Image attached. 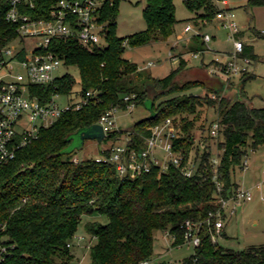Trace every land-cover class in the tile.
Returning a JSON list of instances; mask_svg holds the SVG:
<instances>
[{"label":"trees","instance_id":"1","mask_svg":"<svg viewBox=\"0 0 264 264\" xmlns=\"http://www.w3.org/2000/svg\"><path fill=\"white\" fill-rule=\"evenodd\" d=\"M58 0H35L24 11L35 18H47ZM119 0H109L100 10L105 22V44L88 49L75 38H56L50 49L64 66H75L79 87L70 73L56 77L51 83L33 85L31 92L42 101L54 94L76 96L96 91L89 104L63 112L50 126L40 129L37 137L17 149L15 157L0 165V244L13 245L0 264H75L70 246L83 215H101L105 222L89 220L84 230L94 242L89 248V264H142L153 254L156 231L167 230L174 238L172 246L185 243L182 224L186 219L204 220L215 212L217 193L212 180L209 127L219 124L216 149L218 173L223 185L221 194L228 197L239 183L235 170H242L247 150L264 145V107H254L243 90L253 75L244 73L237 83L217 76L179 81L186 67L183 58L166 76L154 78L123 56L125 45L135 47L154 41H167L179 22L173 0H145L142 14L145 28L127 37H118L115 18ZM193 12L190 20L211 21L218 11L216 0H184ZM264 5V0H246V6ZM9 4L0 0V48L18 36L17 24L5 18ZM189 50L206 49L199 34L191 37ZM242 55L257 59L250 46L244 45ZM201 86L204 96L186 92ZM232 90V91H231ZM214 93L216 98H210ZM134 95L128 101L124 96ZM130 102L144 104L151 115L130 127L112 132L103 139L114 141L129 132V147L141 150L150 127L166 118L179 115L184 135L173 140V151L186 160L194 158V173L187 177L177 167L165 171L152 165L147 173L134 179H121L114 165L95 158L74 161L69 144L74 134L88 129L111 106L126 109ZM212 107L215 118L199 127L198 152L193 128L199 108ZM191 116V117H189ZM195 149L194 153L192 150ZM110 147L100 155H110ZM213 220V219H212ZM211 220V221H212ZM212 226L203 225L200 243L180 264H264V244L249 245L239 250L221 246L211 239ZM154 264H170L161 261Z\"/></svg>","mask_w":264,"mask_h":264},{"label":"built area","instance_id":"2","mask_svg":"<svg viewBox=\"0 0 264 264\" xmlns=\"http://www.w3.org/2000/svg\"><path fill=\"white\" fill-rule=\"evenodd\" d=\"M5 1L9 4L5 18L8 22L17 24L18 36L0 48V165L13 159L17 149L37 137L41 128L53 124L63 112L77 110L89 104L93 97L99 100L97 92L92 90L80 96L74 93L54 94L49 100L42 101L31 92V87L51 83L56 77L61 76L57 75V70L64 65L63 61L49 48L53 39L75 38L90 50L104 46L106 24L100 21V10L109 0H58L49 10L47 18H35L24 11L33 7L35 0ZM216 4L218 11L213 19H217L221 27L227 31L232 50L227 54L225 61L214 60L211 66H206V70L210 75L228 83L234 77L248 73L252 60L242 55L244 42L238 36L240 27L234 19L233 11L224 5L225 0H216ZM191 30L193 27L189 23L183 27V33ZM195 34L201 35L205 44L211 40L208 33L201 34L196 31ZM28 36L37 39L36 45L30 49H26L24 42V38ZM176 38L178 40L181 36L178 35ZM17 40L19 45L15 44ZM207 49L206 45L203 51ZM203 51L194 52L193 55L197 57ZM209 95L213 99L216 98L214 93ZM59 97L66 99L60 102L57 100ZM133 97L134 95H126L124 100L128 101ZM133 105L134 102L128 103L126 109ZM118 110L119 106H111L99 116L96 123L101 126L104 138L112 132H120L116 122ZM149 129L150 134L144 139L145 144L141 150L129 147L128 132L125 142L110 145L108 157L101 156L95 159L111 162L121 179H134L149 172L152 165L159 167L160 172L173 165L182 175L191 176L196 170L197 163L191 156L184 160L181 154L173 151V140L180 135L174 129L172 119L166 118L163 124ZM218 131L219 124L214 120L210 124L209 135L217 137ZM211 164L212 180L217 193L213 203L217 209L209 213L204 220L186 219L182 224L185 243H191L193 247L200 243L199 233L203 225L213 227V231H210L211 239L217 242L227 215L233 214L238 205L252 200L254 191L260 193L261 199L264 198V167L260 170L259 179L251 186L245 188L239 186L228 197H224L221 194L224 188L218 173L219 157H211ZM247 167L245 157L242 170H246ZM71 242L67 245L71 246ZM12 247L13 245L0 244V262L11 253L9 248Z\"/></svg>","mask_w":264,"mask_h":264},{"label":"rangeland","instance_id":"3","mask_svg":"<svg viewBox=\"0 0 264 264\" xmlns=\"http://www.w3.org/2000/svg\"><path fill=\"white\" fill-rule=\"evenodd\" d=\"M184 0H173L175 6V16L179 21L175 26V33L167 41H154L141 46H127L123 56L130 62L135 63L140 69L148 72L154 78H162L166 76L173 69H176L179 65V54L183 50H189L188 47H184L182 51L176 53L177 45L172 46L176 41H182L184 39L191 38L195 35L196 31L191 30L187 33H183V26L187 21L192 22L189 18L192 17L193 12L190 11L184 4ZM233 3L234 19L239 25H242L244 29L248 30V23L254 25L252 20L254 17L260 22L261 17L264 18V6H246V2L242 0H230ZM243 4V5H242ZM145 6V0H119L117 6V16L115 18V32L118 37H127L130 34L139 32L145 28V21L143 18V8ZM213 20V19H212ZM205 23L208 21L200 20ZM203 33H208L210 36L214 35L215 39L211 38L206 43L209 50L203 51L200 55L195 57L192 53H187L185 58L187 60V67L182 70L179 76V81L187 79H194L200 76V72H203L204 77L212 78L207 72L203 63L212 65V60L223 61V57L220 56V51L225 50L232 46L231 41L227 38V31L220 25H208L201 30ZM180 35L181 38L177 40L176 36ZM201 37V36H200ZM26 49L33 48L36 45L37 39L33 37L24 38ZM190 41L188 44L190 45ZM15 44L19 45V41H15ZM181 44V43H180ZM179 44V45H180ZM172 46V47H171ZM259 46L260 57L255 63L256 78H249L243 84V90L250 100V104L254 107H264V39H260L255 45ZM176 48V49H174ZM169 53V54H168ZM174 57V58H173ZM151 63V65H147ZM254 64V61L252 65ZM64 73H70L75 78L74 89L79 87V72L75 66H60L57 70V75ZM239 77L236 76L232 79L237 83ZM231 81V82H232ZM186 92L193 94H199L204 96L205 90L201 86H195L188 89ZM210 97V95H209ZM211 98V97H210ZM65 97L57 98L58 101H64ZM151 115V110L144 104H135L131 108L120 109L116 112V122L120 130H124L130 127L134 122L146 118ZM191 117V116H189ZM173 121V127L178 132L180 137L184 135V131L180 125L179 115L170 117ZM215 118V112L212 107L202 106L199 108V114L193 132L195 134V143H198V152L203 149L201 143H199V127L202 124H206ZM163 122L157 124L161 125ZM127 131L120 134L117 139L108 143L103 141L98 142L95 139H86L81 144L80 136L74 134L69 144V148L74 149L73 159L77 161L101 157L100 151L103 148L110 147L111 144L123 143L127 138ZM217 137H211L209 140V146L212 157H217L216 144ZM195 149L192 150L194 153ZM249 169L246 171L235 170L234 177L236 181L242 187H249L251 183L250 171L251 169H258L259 171L264 167V145H260L255 149H248L246 155ZM242 208V209H241ZM89 220H98L105 222V217L101 215H83L81 221L77 227V231L71 242V249L74 255L75 264H89V248L94 242V239L85 232L84 225ZM258 222L257 225H253V221ZM225 221V220H224ZM224 232L223 236L218 238V243L233 250H239L249 245L264 244V202H252L244 203L241 206H237V211L232 215H227L225 226L221 232ZM171 234L167 230L156 231L153 239V254L151 259L146 264H154L161 261H166L170 264H180L181 260L190 255L193 252V246L191 243H183L178 246H172Z\"/></svg>","mask_w":264,"mask_h":264},{"label":"crops","instance_id":"4","mask_svg":"<svg viewBox=\"0 0 264 264\" xmlns=\"http://www.w3.org/2000/svg\"><path fill=\"white\" fill-rule=\"evenodd\" d=\"M226 1V4H224L225 6H227V7H229L231 10H233V3L230 1V0H225ZM243 1V4H244V2H246V0H242ZM242 4V5H243ZM260 6H264V5H260ZM193 16V15H192ZM192 22H190V21H187L186 23H185V25L186 24H191V26L193 27V30H195V31H197V32H199V33H203L201 30H202V28H204V27H206V26H208V25H215V24H218V25H220L221 26V24H220V22L217 20V19H213V20H211V21H208V22H205V23H202V22H200V20H195V21H193V20H191ZM252 23L254 24V25H250V23H248V30H246V29H244V27L241 25L240 26V32L238 33V36L243 40V42H244V45H246V46H250L251 48H252V51H253V53L255 54V55H257V59H255V60H252V63H253V61H254V64L252 65V63H251V66H250V70H249V73L250 74H252L253 75V77L252 78H256L257 77V75L255 74V63L258 61V59H259V57H260V52H259V46H258V48H256V44H257V42L258 41H260V39H264V33H262V30H264V18H262L261 17V20H260V22H258L257 21V19L254 17V19L252 20ZM184 25V26H185ZM183 26V27H184ZM224 29V28H223ZM183 30V29H182ZM201 36V35H200ZM211 38H213V39H215V37H214V35H212L211 36ZM228 38V37H227ZM191 40V38H188V39H184V40H182V41H176L174 44H172V46L174 47V46H176L177 45V50H175V52L176 53H178V52H180V51H182V49L184 48V47H188L189 46V44H188V41H190ZM181 43V44H180ZM180 44V45H179ZM191 45V44H190ZM171 46V47H172ZM176 48H174V49H176ZM207 50H209V48L207 49ZM232 50V46L231 47H229V48H226L225 50H221L219 53H220V56L221 57H223V61H225L226 60V58H227V54L230 52ZM187 53H194V51H192V50H183L182 52H180V54H179V57H178V59L179 58H183L184 60H185V62H186V66L185 67H187V60H186V58H185V55L187 54ZM169 54V53H168ZM214 60H212V62H213ZM203 65H205L203 68H201V69H204V68H206V66H208V64H205V63H203ZM201 74H203V72L201 71L200 72V75ZM235 78V77H234ZM233 78V79H234ZM239 79H240V77H239ZM231 81H232V79H231ZM225 85H228V83H226L225 82ZM232 91V90H231ZM66 99V98H65ZM249 169V167H247V169L246 170H248ZM246 170H243V171H246ZM250 173V176H251V183H250V186L255 182V181H257L258 179H259V177H260V171L258 170V169H251V171L249 172ZM263 197H264V193H263ZM252 202H259V203H262V202H264V198L263 199H261L260 198V193L258 192V191H254L253 192V198H252V200H250V201H248V203H252ZM244 203H247V202H244ZM244 203H242V204H244ZM242 204H240V205H238V207L239 206H241ZM242 209V208H241ZM237 211V207H236V210H235V212ZM234 212V213H235ZM233 213V214H234ZM232 215V214H231ZM226 219H227V217L225 218V221H226ZM225 221H224V226H225ZM258 224V222L256 221V220H254L253 221V225H257ZM224 228V227H223ZM224 235V232L222 231L221 232V234H220V236H223Z\"/></svg>","mask_w":264,"mask_h":264},{"label":"water","instance_id":"5","mask_svg":"<svg viewBox=\"0 0 264 264\" xmlns=\"http://www.w3.org/2000/svg\"><path fill=\"white\" fill-rule=\"evenodd\" d=\"M78 135L80 136L81 141L79 148H81L82 144L84 143V140L86 139H95L98 142H101L104 138L102 128L98 123H94L88 129L79 132Z\"/></svg>","mask_w":264,"mask_h":264}]
</instances>
